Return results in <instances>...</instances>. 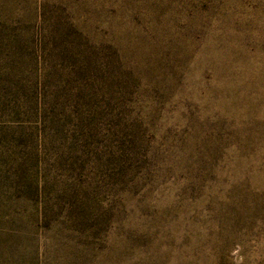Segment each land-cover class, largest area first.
<instances>
[{"label": "rangeland", "instance_id": "obj_1", "mask_svg": "<svg viewBox=\"0 0 264 264\" xmlns=\"http://www.w3.org/2000/svg\"><path fill=\"white\" fill-rule=\"evenodd\" d=\"M0 264H264V0H0Z\"/></svg>", "mask_w": 264, "mask_h": 264}]
</instances>
